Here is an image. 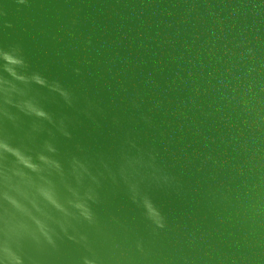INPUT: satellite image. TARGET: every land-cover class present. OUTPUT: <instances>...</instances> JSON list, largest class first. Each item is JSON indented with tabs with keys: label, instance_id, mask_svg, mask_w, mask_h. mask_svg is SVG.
<instances>
[{
	"label": "water",
	"instance_id": "obj_1",
	"mask_svg": "<svg viewBox=\"0 0 264 264\" xmlns=\"http://www.w3.org/2000/svg\"><path fill=\"white\" fill-rule=\"evenodd\" d=\"M13 50L22 74L69 92L71 105L20 85L71 139L47 124L33 132L43 122L19 113L16 126L0 116V139L33 153L53 142L73 187L72 160L83 162L93 220L54 178L67 208L47 210L55 246L36 228L43 217L0 198V253L11 247L23 264H264V0H0V52ZM4 168L0 158V186Z\"/></svg>",
	"mask_w": 264,
	"mask_h": 264
},
{
	"label": "clouds",
	"instance_id": "obj_2",
	"mask_svg": "<svg viewBox=\"0 0 264 264\" xmlns=\"http://www.w3.org/2000/svg\"><path fill=\"white\" fill-rule=\"evenodd\" d=\"M24 3V0H20ZM2 71L5 74L0 79V100L4 105L0 116L6 123L16 126L18 121L17 113L33 118L34 121L43 122L34 124L32 131L39 133L46 131L44 125H51L62 136L71 139V134L63 120L58 123L53 115L49 113L35 97H29L20 85L35 84L47 88L50 92L58 93L65 103L71 105V96L58 82L51 84L39 74L27 76L22 70L27 67L24 59L12 52H0ZM11 109H15L13 112ZM49 135H51V131ZM58 150L53 142L45 141L42 150L36 153L22 147L5 135L0 139V158L5 161L3 184L0 186L2 196L6 205L22 215H36L43 217L35 221L36 228L43 236L44 241L52 246L55 242L52 236V228L47 223V210H54L57 213L67 214V208L61 201L56 179L64 183L65 190L70 193L72 199L68 201V207L74 208L87 221L92 222L93 216L87 201L93 196L89 189L81 197L79 188L83 186L86 177L91 173L87 166L77 158H73L70 175L75 180L77 187L68 182V173L63 165L56 158ZM145 205L149 213L158 217V213L152 208L148 201ZM159 223V221H157ZM163 227L162 224L159 225ZM86 241V237H81ZM4 264H23V258L11 247H5L2 251ZM84 264H93L92 261L84 260Z\"/></svg>",
	"mask_w": 264,
	"mask_h": 264
}]
</instances>
